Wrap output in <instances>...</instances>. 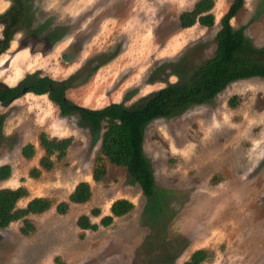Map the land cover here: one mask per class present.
Returning <instances> with one entry per match:
<instances>
[{
  "label": "rangeland",
  "instance_id": "1",
  "mask_svg": "<svg viewBox=\"0 0 264 264\" xmlns=\"http://www.w3.org/2000/svg\"><path fill=\"white\" fill-rule=\"evenodd\" d=\"M197 1L27 0L25 23L0 54V81L14 86L36 72L62 80L89 61L94 71L66 96L83 107L123 102L133 110L139 99L178 81L173 66L183 73L214 55L232 0H213L212 25L180 27L179 14ZM11 2L0 0V14ZM231 24L255 48L264 47V0H244ZM2 30L0 23V37ZM1 113L0 165L9 164L11 175L0 188L25 187L20 207L39 196L53 205L27 216L35 226L28 235L20 233V220L0 228V264H181L197 249L208 253L201 264H264V78L233 81L210 101L146 124L150 197L125 168L107 161L106 174L94 181L102 131L78 115L60 116L46 95L25 93L0 105ZM40 132L70 136L72 143L52 169L31 177L43 154ZM26 143L35 147L30 158L21 154ZM79 181L90 183V199L57 213L55 204ZM120 198L133 208L110 225L77 226L82 214L98 223ZM93 208L99 216L90 214Z\"/></svg>",
  "mask_w": 264,
  "mask_h": 264
},
{
  "label": "trees",
  "instance_id": "2",
  "mask_svg": "<svg viewBox=\"0 0 264 264\" xmlns=\"http://www.w3.org/2000/svg\"><path fill=\"white\" fill-rule=\"evenodd\" d=\"M26 1L12 0L7 11L0 14V23H3L0 54L9 47L14 33L25 23ZM243 4L244 0H232L221 17L216 34L217 46L212 57L183 73L177 70L178 66H173V73L179 76L178 81L168 83L164 88L139 99L134 103L133 110L127 109L123 102L110 103L94 109L83 107L66 96L68 88L82 84L94 71L95 67H90L89 61L75 74L62 80H56L47 75L41 76L36 72L26 76L14 86L0 81V105L6 107L28 92L46 95L48 100L57 106L60 116L78 115L81 123L89 125L96 132L102 131L92 166L94 181L101 180L106 174L107 161L125 168L138 183L142 193L150 197L154 192V176L143 151V131L146 124L157 117H171L187 106L210 101L233 81L251 77L264 78V47L255 48L242 30L234 29L231 24V19L235 17ZM213 5V0H198L192 9L179 14L180 27L187 28L196 23L202 26L212 25L215 20L211 12ZM228 103L232 107L236 106L237 96H232ZM4 117L5 115L1 113L0 137ZM38 140L43 154L38 161L39 167L34 166L28 171L31 177L38 176L41 169H52L54 160L62 159L72 143L70 136L49 137L45 132L39 133ZM21 154L25 158L32 157L34 145L24 144L21 147ZM10 175L11 166L0 165V181L9 178ZM25 196H27V190L23 186L0 188V228L20 220V233L28 235L34 231L35 226L27 216L43 213L53 205L50 198L39 196L29 199L23 207L18 206V201ZM90 197V183L79 181L68 194L67 200L55 204V211L64 214L70 203H84ZM132 208L133 204L129 200L116 199L110 205V213L102 216L98 223L92 222L89 215L82 214L77 218V226L81 230L94 231L99 226L110 225L114 217L125 215ZM90 214L99 216L100 210L93 208ZM207 256L205 249H197L181 264H201Z\"/></svg>",
  "mask_w": 264,
  "mask_h": 264
},
{
  "label": "crops",
  "instance_id": "3",
  "mask_svg": "<svg viewBox=\"0 0 264 264\" xmlns=\"http://www.w3.org/2000/svg\"><path fill=\"white\" fill-rule=\"evenodd\" d=\"M42 96V95H41ZM42 148V147H41ZM34 149H35V147H34ZM43 150V149H42ZM115 218V217H114ZM81 230V229H80Z\"/></svg>",
  "mask_w": 264,
  "mask_h": 264
},
{
  "label": "water",
  "instance_id": "4",
  "mask_svg": "<svg viewBox=\"0 0 264 264\" xmlns=\"http://www.w3.org/2000/svg\"><path fill=\"white\" fill-rule=\"evenodd\" d=\"M64 56H65V55H64ZM64 56H63V57H64Z\"/></svg>",
  "mask_w": 264,
  "mask_h": 264
}]
</instances>
